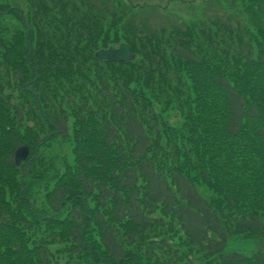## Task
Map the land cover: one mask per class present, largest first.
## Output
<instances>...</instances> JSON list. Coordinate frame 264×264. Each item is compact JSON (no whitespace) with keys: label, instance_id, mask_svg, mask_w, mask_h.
Instances as JSON below:
<instances>
[{"label":"trees","instance_id":"16d2710c","mask_svg":"<svg viewBox=\"0 0 264 264\" xmlns=\"http://www.w3.org/2000/svg\"><path fill=\"white\" fill-rule=\"evenodd\" d=\"M25 2L0 4V264H264V0L168 28L126 0ZM122 42L134 61L94 58Z\"/></svg>","mask_w":264,"mask_h":264},{"label":"rangeland","instance_id":"374dc122","mask_svg":"<svg viewBox=\"0 0 264 264\" xmlns=\"http://www.w3.org/2000/svg\"><path fill=\"white\" fill-rule=\"evenodd\" d=\"M7 2L10 7L15 3L24 12L26 6L20 0H0V3ZM133 5L146 6L140 10L145 18L148 19L152 26H183L185 23L197 21L206 22L209 18H213L216 15H220V11L215 12V8L207 3L206 0H128ZM209 5V6H208ZM221 16V15H220ZM5 20H7L5 18ZM165 121L172 127H178L181 123L180 118L173 112L166 115ZM65 154L69 155V150L66 144L58 143L51 145L45 152L42 153V157L47 161L58 163V157ZM197 189V188H196ZM205 197L208 195L205 188L200 187L198 190ZM255 239H240L231 238L228 240L225 253L230 252H245L246 255L250 254L254 249ZM59 264H79L76 262L67 263L66 260H61Z\"/></svg>","mask_w":264,"mask_h":264},{"label":"water","instance_id":"95a60500","mask_svg":"<svg viewBox=\"0 0 264 264\" xmlns=\"http://www.w3.org/2000/svg\"><path fill=\"white\" fill-rule=\"evenodd\" d=\"M94 56L101 61H109L114 63L130 62L134 58V56L131 54L130 48L125 43L120 44L116 49L113 46H109L106 50L97 51ZM27 156V147L18 148L13 155L15 166H19V164L24 161Z\"/></svg>","mask_w":264,"mask_h":264}]
</instances>
